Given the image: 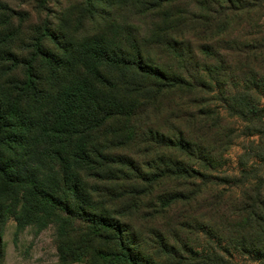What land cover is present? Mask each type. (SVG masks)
Segmentation results:
<instances>
[{"label":"trees","instance_id":"obj_1","mask_svg":"<svg viewBox=\"0 0 264 264\" xmlns=\"http://www.w3.org/2000/svg\"><path fill=\"white\" fill-rule=\"evenodd\" d=\"M263 9L86 0L94 33L56 32L47 19L23 55L19 12L0 0V222L54 226L57 264L264 262ZM221 102L261 138L239 175L221 169L234 137Z\"/></svg>","mask_w":264,"mask_h":264},{"label":"rangeland","instance_id":"obj_2","mask_svg":"<svg viewBox=\"0 0 264 264\" xmlns=\"http://www.w3.org/2000/svg\"><path fill=\"white\" fill-rule=\"evenodd\" d=\"M10 8L19 12L15 18V26L12 30H21L20 36L16 39L14 47L20 50L23 55L28 54L29 45L32 44L33 38L36 36L35 29L45 20H49L54 30L58 32L60 29L77 33L76 36L83 37L92 34L99 27V21L85 18L86 0H48L43 3V0H3ZM45 5V8L41 6ZM26 11L29 17L23 14ZM258 20L264 23V9L259 13ZM140 27L145 30L147 22H140L135 18ZM244 23L240 21V25L235 27L234 35L241 36V30ZM11 29L7 33H11ZM47 47L56 49L55 46L48 42ZM1 64V61H0ZM1 67V66H0ZM1 69V68H0ZM5 82H0L1 84ZM264 101V100H263ZM216 110L223 117L224 125L227 129L230 127L234 130L233 140L231 145L224 152L225 164L222 166V171H227L231 175H239V160L245 153V147L251 141H255L253 145L260 143V137L254 135L247 137L246 124L234 117L229 111V108L223 102L214 104ZM141 150V149H140ZM139 161H142V156H134ZM166 187H172L173 183L164 182ZM221 189V187H219ZM223 189V187H222ZM225 189V188H224ZM235 196H239V191L235 192ZM149 202V199H146ZM159 203V202H158ZM151 205V206H150ZM144 209L146 212L156 211L153 204L145 203ZM197 216H203L207 211L203 203L197 207ZM185 211V205L180 204L174 207L169 213L170 216L176 218L177 215H182ZM143 216V214H141ZM209 216V215H207ZM161 221V218H159ZM146 222L145 219H141ZM156 226L154 222L152 225ZM160 224L158 228H160ZM58 239L56 236V229L50 226L42 231H37L34 227H27L25 230L19 231L17 224L13 218H9L5 222H0V264H57L59 259L58 253ZM238 259V257H237ZM238 261V260H237ZM240 264H264V262H256L248 258L240 262ZM72 264H86L85 261H78Z\"/></svg>","mask_w":264,"mask_h":264}]
</instances>
